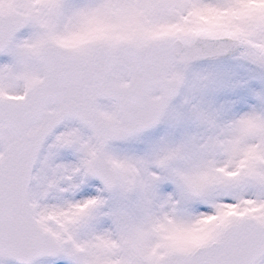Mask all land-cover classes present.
Listing matches in <instances>:
<instances>
[{
  "label": "snow or ice",
  "instance_id": "obj_1",
  "mask_svg": "<svg viewBox=\"0 0 264 264\" xmlns=\"http://www.w3.org/2000/svg\"><path fill=\"white\" fill-rule=\"evenodd\" d=\"M0 264H264V0H0Z\"/></svg>",
  "mask_w": 264,
  "mask_h": 264
}]
</instances>
